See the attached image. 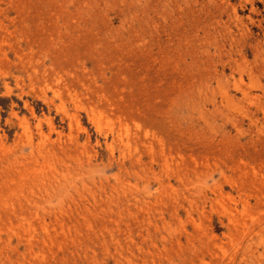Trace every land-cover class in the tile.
<instances>
[{"label":"rangeland","instance_id":"rangeland-1","mask_svg":"<svg viewBox=\"0 0 264 264\" xmlns=\"http://www.w3.org/2000/svg\"><path fill=\"white\" fill-rule=\"evenodd\" d=\"M0 264H264V0H0Z\"/></svg>","mask_w":264,"mask_h":264},{"label":"bare ground","instance_id":"bare-ground-1","mask_svg":"<svg viewBox=\"0 0 264 264\" xmlns=\"http://www.w3.org/2000/svg\"><path fill=\"white\" fill-rule=\"evenodd\" d=\"M64 106V105H63ZM12 112V111H11Z\"/></svg>","mask_w":264,"mask_h":264}]
</instances>
